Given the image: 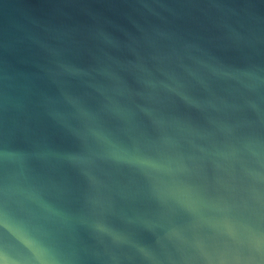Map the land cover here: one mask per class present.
<instances>
[{"label":"water","instance_id":"95a60500","mask_svg":"<svg viewBox=\"0 0 264 264\" xmlns=\"http://www.w3.org/2000/svg\"><path fill=\"white\" fill-rule=\"evenodd\" d=\"M0 264H264V0H0Z\"/></svg>","mask_w":264,"mask_h":264}]
</instances>
